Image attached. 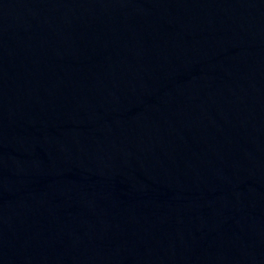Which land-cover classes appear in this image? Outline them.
Listing matches in <instances>:
<instances>
[{
    "label": "water",
    "instance_id": "95a60500",
    "mask_svg": "<svg viewBox=\"0 0 264 264\" xmlns=\"http://www.w3.org/2000/svg\"><path fill=\"white\" fill-rule=\"evenodd\" d=\"M0 264H264V0H0Z\"/></svg>",
    "mask_w": 264,
    "mask_h": 264
}]
</instances>
